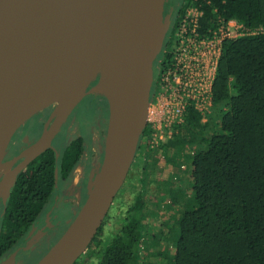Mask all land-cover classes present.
Returning a JSON list of instances; mask_svg holds the SVG:
<instances>
[{
    "label": "trees",
    "instance_id": "obj_1",
    "mask_svg": "<svg viewBox=\"0 0 264 264\" xmlns=\"http://www.w3.org/2000/svg\"><path fill=\"white\" fill-rule=\"evenodd\" d=\"M189 7L201 12L196 28L200 37L211 38L231 20L247 33L222 41L207 113L187 101L171 136L155 147L149 146L152 125L143 129L140 141L159 153L145 156L142 172L157 158L175 167L181 157L190 159L189 188L180 189L173 175L158 182L160 192L178 207L168 234L159 233L167 243L152 252L147 248V241L156 237L147 225L151 198L144 178L137 179L135 162L125 189L74 264H145L147 254L158 259L154 264H264V0H177L166 44L158 53L157 79L174 65L172 37ZM257 29L261 31L250 33ZM85 98L94 110L102 103L106 113L104 95ZM51 109L46 107L40 116L46 118ZM84 141L82 134L61 136L56 150L45 149L5 187L0 197V261L26 239L53 204L56 190L71 179L87 148ZM89 151L83 161L88 174L95 168ZM135 179L138 184L132 183ZM85 188L86 194V181Z\"/></svg>",
    "mask_w": 264,
    "mask_h": 264
},
{
    "label": "water",
    "instance_id": "obj_2",
    "mask_svg": "<svg viewBox=\"0 0 264 264\" xmlns=\"http://www.w3.org/2000/svg\"><path fill=\"white\" fill-rule=\"evenodd\" d=\"M67 1L0 0V197L10 180L34 157L48 147L55 149L53 142L73 109L92 92L105 71L111 75L114 87L128 94L130 100L124 109L114 97L101 93L108 104L102 160L89 175L85 199L75 216L34 264H74L101 227L134 162L146 126L154 64L170 26L169 20H162L167 0H103L108 10L103 16L102 31L86 48L47 57L13 77V68L24 48L44 32ZM149 12L156 13L164 23V35L159 49L154 52L145 47L147 59H141L136 55L137 26ZM128 62L141 69L134 80L127 72ZM97 77L98 81L92 83ZM52 103L55 107L38 138L29 148L6 160L18 128ZM58 198L56 191L53 206Z\"/></svg>",
    "mask_w": 264,
    "mask_h": 264
},
{
    "label": "rangeland",
    "instance_id": "obj_3",
    "mask_svg": "<svg viewBox=\"0 0 264 264\" xmlns=\"http://www.w3.org/2000/svg\"><path fill=\"white\" fill-rule=\"evenodd\" d=\"M176 9V3H170V0H167L165 3L164 9L162 11V20H169L170 25L172 21V17L174 14V11ZM159 61L156 62V67L154 70V76L156 78L154 79V83L156 84L154 86L152 98L150 99L148 108H147V116H146V124L150 123L153 124L155 127L158 124L164 123V119L166 118L168 114L169 105H179V96L183 97L184 95L182 93H179L177 91V86L173 85V83L167 82V76H162L161 78H158V67ZM98 81V77L93 80L92 82L96 83ZM154 85V84H153ZM90 95L92 96H98L101 95L99 92H91ZM172 103V104H171ZM205 106V105H204ZM203 106V107H204ZM47 107H55V103L50 104ZM46 108V107H45ZM44 108V109H45ZM43 109V110H44ZM89 106V101H86V98H84L72 111L71 117L67 121V131L65 138L72 137L76 134H82L85 139V146L88 147L98 158L97 167L99 166L102 156H103V150H104V140H105V132H106V125H107V118H108V109L105 113L102 103L100 106H97V108L92 110ZM52 110V109H51ZM92 110V111H91ZM208 110V109H207ZM42 111V110H41ZM91 111V116L89 117V113ZM51 112V111H50ZM203 112H206L203 110ZM176 113V108L175 112ZM37 114V113H36ZM23 126V125H22ZM153 133V131H152ZM28 140V139H27ZM33 142V141H32ZM30 142V143H32ZM54 146L57 145V143L60 142V138H56V141L54 140ZM148 143V141H147ZM146 143V144H147ZM28 145V144H27ZM26 147L24 150L29 148V146ZM140 149L137 152V155L135 156V161L132 163L131 168L135 164V171L138 173V178L142 177L144 178V184L145 188H147L148 195H150L151 201L148 202L147 206V212L151 214L148 219V226L150 227L149 232L155 235L156 237L150 238L147 241V248L149 251L157 250L161 247H163L164 244H166V239L160 238V231L164 234H168V226L169 221L177 216L178 214V207L177 205H173L169 202L167 194H165V191L160 192L158 188V182L167 180L170 176L173 175V183L178 185V187L182 190H185L189 188L190 181L187 175V171L190 165V159L186 158L185 156L180 158L179 166L175 167L171 165L168 161H165L164 159L157 158L156 164L151 163L147 170L141 171V167L143 166L144 158L146 155H154V153H159V150L154 149L152 152L150 150H147V145L140 141L139 143ZM57 149V147H55ZM55 149V150H56ZM12 151H15L13 149ZM88 155V154H87ZM10 156V149L7 150L5 159L8 160ZM157 157L158 154L156 155ZM154 157V156H153ZM8 158V159H7ZM130 168V169H131ZM3 173L1 170L0 176ZM79 173V171H78ZM135 174V172H134ZM136 178V177H135ZM89 176L86 177V182L88 183ZM129 178L126 177L124 184L121 186L120 190L118 191L117 195L123 192L125 189V186L127 184ZM135 179L132 181L134 184H138V180ZM74 192H76L75 188L72 187ZM70 189V190H71ZM165 190V189H164ZM85 194V193H84ZM116 195V196H117ZM86 196V195H85ZM84 196V197H85ZM74 197V195L72 196ZM125 197V196H123ZM130 198V195L127 193L126 199ZM115 200V199H114ZM114 202V201H113ZM113 204V203H112ZM112 207V205H111ZM110 207V209H111ZM110 209L108 213L110 212ZM107 213V214H108ZM67 212L63 216L60 222H64V218L66 217ZM170 218V219H169ZM164 222V223H163ZM171 222V221H170ZM64 226V223L62 224ZM55 242V237L51 238L47 245L43 247V249H48L53 243ZM46 252V251H45ZM44 252V253H45ZM43 253V254H44ZM150 255L147 254L146 259L145 257V264L151 263L154 264L158 259L155 257H149ZM10 259L12 260L13 264H22L21 261H18L16 259V256H10ZM6 262V261H4ZM7 263V262H6ZM11 263V262H10Z\"/></svg>",
    "mask_w": 264,
    "mask_h": 264
},
{
    "label": "bare ground",
    "instance_id": "obj_4",
    "mask_svg": "<svg viewBox=\"0 0 264 264\" xmlns=\"http://www.w3.org/2000/svg\"><path fill=\"white\" fill-rule=\"evenodd\" d=\"M107 10L108 5L103 0H68L62 3L58 15L50 20L44 32L24 48L18 63L13 68L12 76L24 73L47 57L66 55L86 48L100 35L103 16ZM143 17L144 19L137 26L139 51L136 55L141 59H147L144 49L151 47L154 52L159 49L164 35V23L154 12H149ZM126 69L131 80L138 77L141 72V69L132 62L127 63ZM91 91L114 97L124 109L130 100L128 94L114 87L108 71L102 74ZM0 264L13 263L10 257H7Z\"/></svg>",
    "mask_w": 264,
    "mask_h": 264
},
{
    "label": "built area",
    "instance_id": "obj_5",
    "mask_svg": "<svg viewBox=\"0 0 264 264\" xmlns=\"http://www.w3.org/2000/svg\"><path fill=\"white\" fill-rule=\"evenodd\" d=\"M200 15L198 8L189 7L172 37L175 62L172 68L161 74L160 78L168 75L167 82L170 81L169 83L176 85L177 91L184 96H179L180 103L175 105L176 107L169 105L163 125L158 124L155 127L151 124L153 137L149 143L150 147H155L159 141H165L171 136L172 126L175 122L181 121L187 101H193L195 107L203 114L210 110L212 85L221 54L222 41L225 38H234L247 33L241 24L231 20L215 31L211 38L200 37L196 30ZM189 27H191L190 30ZM259 31L261 29L249 32ZM175 108L176 113H174Z\"/></svg>",
    "mask_w": 264,
    "mask_h": 264
},
{
    "label": "flooded vegetation",
    "instance_id": "obj_6",
    "mask_svg": "<svg viewBox=\"0 0 264 264\" xmlns=\"http://www.w3.org/2000/svg\"><path fill=\"white\" fill-rule=\"evenodd\" d=\"M171 2L177 4V0H170V3ZM165 44H166V40L163 41V47L165 46ZM158 59L159 57H157L155 61L154 70H156L155 67H156V62L158 61ZM153 88L154 86L152 85L150 99L152 98ZM40 112L32 116L29 120L25 122V124H23V126L18 128V130L15 132L13 139L9 145L10 156H9V159L7 158L8 160L13 158L15 155L23 152L24 149L26 148L24 146H26L27 144H28L27 146H29L38 138L39 134L41 133L43 129L44 124L47 121V118H48L47 116H49L47 115L46 118L43 119L40 116ZM70 117H71V114L69 118ZM66 125H67V122L65 123L63 131L58 133L57 135L58 138L66 135V131H67ZM36 130L38 131L37 133H36ZM56 138H55V141H56ZM54 143L55 142H53V144ZM13 149H15V151H12ZM89 152L90 151L87 147L84 150L81 162L75 167L71 179H69L67 183L63 184L60 188L56 190L59 193V198L55 206H53L54 205V201H53V204L50 206V208L46 211V213L37 221V223L29 231L26 239L21 244L16 246L14 251H12L7 257H10L13 254V252H16V255H15L16 259L18 261H21L22 264H34L43 255V253L46 251V249H43V247L48 244L51 238L56 237L57 233L60 231V227H62V224L64 223V222H60L62 219L61 217L56 216V214L58 213V210L60 209L59 212H61V209H62V212H63L67 208L69 209H71V207L75 208V204H77L78 206V204L80 203L81 205L83 200L85 199L84 197V193L86 191L85 180L88 175V171H87L88 169L85 168L83 161L86 159L87 154ZM21 159L22 158L18 159L13 165H16L17 162L20 161ZM92 162H93L92 166L97 167L96 165L98 163V158L96 157L95 154H94ZM72 187L75 188L76 192H74L73 189H71ZM76 194L82 195L81 202H78V198ZM73 195L74 197H72ZM54 200H55V195H54Z\"/></svg>",
    "mask_w": 264,
    "mask_h": 264
},
{
    "label": "crops",
    "instance_id": "obj_7",
    "mask_svg": "<svg viewBox=\"0 0 264 264\" xmlns=\"http://www.w3.org/2000/svg\"><path fill=\"white\" fill-rule=\"evenodd\" d=\"M58 138V137H57ZM92 164H93V162H92ZM97 170V167H95L93 170H91V172L88 174V175H90V174H92L93 172H95ZM76 196H77V198H78V202H81V199H82V195L81 194H79V195H77L76 194ZM74 200V199H73ZM76 207H77V209H78V207H80V203L78 204V206H77V204H75V208L74 207H71V209H69V208H67V209H65L63 212H62V209H61V212H59L60 211V209L58 210V213L56 214V216H59V217H61V218H63V216L65 215V213L67 212V214H66V217L64 218V226H62V227H60V231L57 233V235H56V237H55V241H56V239L61 235V233L65 230V228L68 226V224H69V222H70V220L75 216V214H76V212H77V209H76ZM49 249V248H48ZM47 249V250H48ZM46 250V251H47Z\"/></svg>",
    "mask_w": 264,
    "mask_h": 264
}]
</instances>
